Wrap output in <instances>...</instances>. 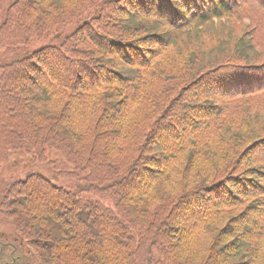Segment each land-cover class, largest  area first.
I'll return each mask as SVG.
<instances>
[{"label": "trees", "instance_id": "1", "mask_svg": "<svg viewBox=\"0 0 264 264\" xmlns=\"http://www.w3.org/2000/svg\"><path fill=\"white\" fill-rule=\"evenodd\" d=\"M230 16L259 28L181 86L169 48ZM64 26L0 60V173L20 151L53 173L0 181V264H264V127L243 118L264 0H0V52Z\"/></svg>", "mask_w": 264, "mask_h": 264}, {"label": "rangeland", "instance_id": "2", "mask_svg": "<svg viewBox=\"0 0 264 264\" xmlns=\"http://www.w3.org/2000/svg\"><path fill=\"white\" fill-rule=\"evenodd\" d=\"M255 27L257 29L259 28V25H256V23L250 18H237L235 16H230L217 19L215 18L211 22L204 23L197 27L195 30L193 29L190 35H180L178 42L176 43L177 45H172L168 50V54H172L171 59L176 60V63L173 62L172 64H170L171 67L174 68L175 72H177L178 75L182 78L180 85L183 86L190 82L193 79L195 72H201L211 58H219L216 64L223 60H227L228 56H224L228 54L226 48L221 49L216 47H218L222 42H226L227 47H229V45L237 44L242 38L247 39V37H252ZM70 29L71 26H64L60 29L59 34L54 31L48 38L38 41L36 44L29 48L27 46L14 50L11 48L3 49V51L0 52V60L10 61L21 58L37 46H40L42 43L59 41L60 38L64 36ZM215 48L216 50H218V52L222 53L220 54V56L213 55L215 53ZM179 49L183 51L181 54L182 56L178 53ZM247 52H249L248 57H254V59L250 60L258 63H264L263 40H261V44L259 40V44H257L255 48H252ZM191 55L193 56V59L195 61L194 67H197V70H192L193 73L191 71V66L189 64L187 66V61H189ZM238 56L240 55L237 54L231 57ZM231 59L234 62H237L236 64L243 65L249 58ZM151 70L152 68L146 71L148 73ZM152 73L154 72L152 71L149 74ZM140 81L142 82L143 86L147 87L149 82L152 81V78H150L149 75L143 72ZM182 82L183 84H181ZM250 104V106L252 107L246 110V115H243L244 121L247 119L248 122L255 126L259 125L261 126L260 128L264 127V108H262L260 104H255L252 102H250ZM246 108L247 106H245V109ZM46 167L48 166L41 162H35L33 156L28 155L24 151L11 152L9 154L8 161L4 165L3 171L0 173V181L7 182L8 180L10 181L14 178L23 177L30 171L43 172L46 175L53 177V173H51L50 169H47ZM15 236L16 234L14 233V229L11 226L4 225L0 222V252H2L1 255L3 258V254L8 248L11 247V245H9L6 240L13 241Z\"/></svg>", "mask_w": 264, "mask_h": 264}, {"label": "flooded vegetation", "instance_id": "3", "mask_svg": "<svg viewBox=\"0 0 264 264\" xmlns=\"http://www.w3.org/2000/svg\"><path fill=\"white\" fill-rule=\"evenodd\" d=\"M2 264H38L35 261L23 259L21 256L15 257L11 260L1 261Z\"/></svg>", "mask_w": 264, "mask_h": 264}]
</instances>
